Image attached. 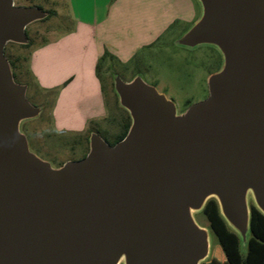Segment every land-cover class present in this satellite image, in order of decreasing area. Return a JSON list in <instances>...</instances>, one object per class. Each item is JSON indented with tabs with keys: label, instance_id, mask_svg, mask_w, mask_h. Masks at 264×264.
Here are the masks:
<instances>
[{
	"label": "water",
	"instance_id": "1",
	"mask_svg": "<svg viewBox=\"0 0 264 264\" xmlns=\"http://www.w3.org/2000/svg\"><path fill=\"white\" fill-rule=\"evenodd\" d=\"M195 1L174 42L219 51L207 97L179 112L140 74L113 73L125 135L91 131L84 157L54 165L22 130L43 107L4 54L48 12L0 0V264H201L211 234L194 216L209 198L245 246L250 204L264 214V0Z\"/></svg>",
	"mask_w": 264,
	"mask_h": 264
},
{
	"label": "rangeland",
	"instance_id": "2",
	"mask_svg": "<svg viewBox=\"0 0 264 264\" xmlns=\"http://www.w3.org/2000/svg\"><path fill=\"white\" fill-rule=\"evenodd\" d=\"M113 1L14 0V4L40 7L47 12L52 10L56 13V15L34 21L26 27L28 39L36 42L41 41L40 37H45L50 28H56L66 33L74 28L78 19L92 21L101 18ZM164 1L140 0L142 7L133 6L134 9H130L128 6L125 14L118 12L120 18H117L116 22L118 24L125 23L121 19V16L125 15L127 16L126 20L130 22L129 24L132 23L137 26L134 30L143 34L146 25L149 27L151 22L149 24V22L145 23L144 21L141 24H136L138 23L136 16L141 14V20L142 18L144 20L147 15L150 17L156 11L162 10V2ZM179 1L180 6L177 11L180 12V18H174L169 27L155 37L152 43L142 47L128 59L106 58L102 62L99 72L102 80V98L106 103V116L103 119L88 122L85 126L86 129L81 133L53 130L49 114L54 98H46L41 92H35L34 82L26 74L25 63L28 50L16 43L10 42L5 45L4 54L9 60H15L16 81L29 85L26 91L27 99L32 104L43 107L39 117L22 124V130L26 134L33 151L41 158L51 161L52 164L59 165L67 160H79L85 156L88 151L87 138L91 131L98 129L99 132L97 133L112 142L122 130V119L127 116L126 111L116 104L117 98L113 92V73L118 74L125 81L130 80L135 74H140L147 83L154 85L159 92L172 99L179 112L207 97L208 78L219 69L221 55L211 45H198L188 48L175 44V39L189 28L199 15V6L195 0H190L194 5V11L191 13L186 10L187 0L186 7L185 0ZM169 9L173 10V8L166 7V14ZM149 21L151 20L149 19ZM140 26L141 28H139ZM194 217L199 225L209 228V222L201 212L196 213ZM210 234L212 254L201 264H226L225 256L211 230Z\"/></svg>",
	"mask_w": 264,
	"mask_h": 264
},
{
	"label": "crops",
	"instance_id": "3",
	"mask_svg": "<svg viewBox=\"0 0 264 264\" xmlns=\"http://www.w3.org/2000/svg\"><path fill=\"white\" fill-rule=\"evenodd\" d=\"M162 3V10L145 16L144 20L141 14L136 16V24L151 22L143 34L134 30L137 26L129 24L125 15L121 16L125 23L116 22L120 18L118 12L125 14L128 6L130 9L142 7L140 0H114L104 16L97 20L78 19L74 28L66 33L50 28L45 37H40L41 41L31 40L25 47L28 50L26 74L34 82L36 93L54 98L49 114L53 130L81 133L88 122L106 116L102 80L97 73L100 57L106 52V58L125 60L152 43L174 18H180L179 0ZM184 4L186 7V0ZM166 7L173 10L169 9L166 14ZM186 8L190 13L194 11L190 0Z\"/></svg>",
	"mask_w": 264,
	"mask_h": 264
},
{
	"label": "trees",
	"instance_id": "4",
	"mask_svg": "<svg viewBox=\"0 0 264 264\" xmlns=\"http://www.w3.org/2000/svg\"><path fill=\"white\" fill-rule=\"evenodd\" d=\"M53 14L54 11L50 10L48 11V15L45 18L52 16ZM26 34H28L27 31ZM30 44L31 40L28 39V42L26 44L18 45H20L21 47H28ZM107 55L108 54L105 52L100 57V60L97 64V73L99 76V68L102 62L106 59ZM10 62L13 68V74L15 78V60H10ZM26 84L28 85V83ZM116 104L118 107H120L117 103V99ZM126 114V118L122 119L121 121V132L117 134L115 139L110 144L115 143L117 140L121 139L125 135L130 124L129 115L127 112ZM96 132H99L98 129L96 130ZM201 213L207 218L209 222V228L221 247V250L227 262L226 264H264V214H262L252 203L250 204V232L245 246H241L237 234L227 226L226 222L220 215L218 204L215 198H209L206 201L203 209L201 210ZM211 254L212 247L210 255Z\"/></svg>",
	"mask_w": 264,
	"mask_h": 264
},
{
	"label": "flooded vegetation",
	"instance_id": "5",
	"mask_svg": "<svg viewBox=\"0 0 264 264\" xmlns=\"http://www.w3.org/2000/svg\"><path fill=\"white\" fill-rule=\"evenodd\" d=\"M116 136H117V135H116ZM116 136H115V137H116ZM102 137H103V136H102ZM103 138H104V137H103ZM104 139H105L108 143H112V142L108 141L106 138H104Z\"/></svg>",
	"mask_w": 264,
	"mask_h": 264
}]
</instances>
